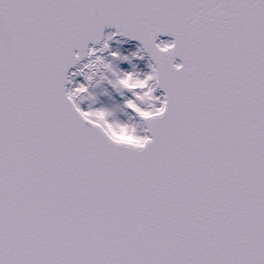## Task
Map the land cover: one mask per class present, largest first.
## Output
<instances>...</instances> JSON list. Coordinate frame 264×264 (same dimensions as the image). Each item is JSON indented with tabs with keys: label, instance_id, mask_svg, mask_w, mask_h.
<instances>
[{
	"label": "snow or ice",
	"instance_id": "1",
	"mask_svg": "<svg viewBox=\"0 0 264 264\" xmlns=\"http://www.w3.org/2000/svg\"><path fill=\"white\" fill-rule=\"evenodd\" d=\"M0 264H264V0H0Z\"/></svg>",
	"mask_w": 264,
	"mask_h": 264
},
{
	"label": "rangeland",
	"instance_id": "2",
	"mask_svg": "<svg viewBox=\"0 0 264 264\" xmlns=\"http://www.w3.org/2000/svg\"><path fill=\"white\" fill-rule=\"evenodd\" d=\"M113 51H119L120 55L121 56H128L131 60V63H128L127 61H122V60H118V61H115L114 63L116 64V67L120 70V71H137V72H145L144 68L145 66L143 67V65H141V63H139V61L137 60L138 58H135L132 56V53L131 51H126L124 50L122 47H116ZM112 60V57H110V60ZM132 65H135V69H133ZM141 67V69H140ZM128 86L129 87H136L138 86L136 81L135 80H130L128 82ZM104 91H107L108 93H110V96H106L104 95ZM93 94L97 96L98 98V101L99 103L93 105V107H100L102 104L109 107L110 109L114 110L113 109V105L116 104V103H123V97L117 93L115 90H113L111 88L110 85H108L107 83H104V85H102V87H98L97 89L95 90H92ZM90 102H88L87 104H85V107L88 109V104ZM114 114L117 115V118L118 119H121V120H126L127 117H125L122 113H118V112H115L114 110ZM116 133H121L125 136H128V137H133V133L131 131H128V130H124V129H121L119 131H117Z\"/></svg>",
	"mask_w": 264,
	"mask_h": 264
},
{
	"label": "water",
	"instance_id": "3",
	"mask_svg": "<svg viewBox=\"0 0 264 264\" xmlns=\"http://www.w3.org/2000/svg\"><path fill=\"white\" fill-rule=\"evenodd\" d=\"M116 32V29L115 28H105L104 29V35H105V37H107V35H109V34H111V33H115ZM159 39L160 40H165V41H170L171 39H172V37H169V36H161V37H159ZM121 40H123V41H121ZM125 41V42H124ZM112 43H135V44H137L138 46H139V48L141 47V45H140V42L139 41H137V40H133V39H130V38H128V37H124V36H119V35H116V36H114L113 37V39L111 40V41H109V44H110V47H111V50H113V45H112ZM89 46L90 47H96V48H99L101 45H92L91 44V42H90V44H89ZM107 52H105L103 55H105ZM145 56H146V58L148 59V61L150 60V57L147 55V54H144ZM105 57H110V55L109 54H107ZM88 59L89 58H84V60L81 62V65H79V67H82V65H83V63H87L88 62ZM149 62H151V61H149ZM177 62H179V58H177ZM74 71H76V68H72V69H70V73L71 72H74ZM80 77H82V76H80ZM75 81H76V79H75ZM77 83V82H76ZM104 85V84H103ZM69 86V85H68ZM71 87H72V85H71ZM92 90H95V88H93ZM83 101H87V102H89L88 100H83ZM82 108H84L85 109V107L84 106H81ZM86 110V109H85ZM125 142H131V141H129V140H126V139H123Z\"/></svg>",
	"mask_w": 264,
	"mask_h": 264
},
{
	"label": "bare ground",
	"instance_id": "4",
	"mask_svg": "<svg viewBox=\"0 0 264 264\" xmlns=\"http://www.w3.org/2000/svg\"><path fill=\"white\" fill-rule=\"evenodd\" d=\"M112 45H113V50L116 48V47H122L124 50H126V51H131V52H137L138 51V49H139V46L137 45V44H135V43H112ZM144 55V54H143ZM111 57V56H110ZM110 57L108 58L107 57V59L108 60H110ZM138 61H139V63H141V65H143V67L145 66V68H144V70H145V72H148V71H150V69L147 67V65L150 63L149 61H148V59L146 58V56L144 55V59H137ZM140 69H141V67H140ZM76 79V82L77 83H81V82H84V80L83 79H80V78H78V77H76L75 78ZM104 83H106V82H104ZM98 88V87H97ZM97 88H95V89H97ZM90 91H92V89H90ZM88 102L87 101H83L82 100V102H81V106H84L85 107V104H87ZM85 109L87 110V108L85 107ZM119 135H123V134H121V133H116V136H119ZM125 136V135H124ZM125 137H127V136H125Z\"/></svg>",
	"mask_w": 264,
	"mask_h": 264
}]
</instances>
